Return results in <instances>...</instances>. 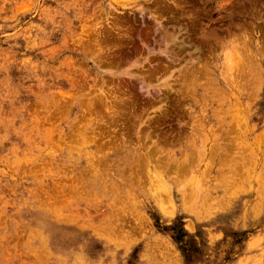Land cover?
I'll use <instances>...</instances> for the list:
<instances>
[{
	"label": "rangeland",
	"instance_id": "rangeland-1",
	"mask_svg": "<svg viewBox=\"0 0 264 264\" xmlns=\"http://www.w3.org/2000/svg\"><path fill=\"white\" fill-rule=\"evenodd\" d=\"M0 264H264V0H0Z\"/></svg>",
	"mask_w": 264,
	"mask_h": 264
}]
</instances>
